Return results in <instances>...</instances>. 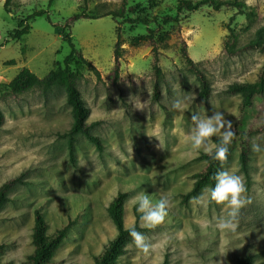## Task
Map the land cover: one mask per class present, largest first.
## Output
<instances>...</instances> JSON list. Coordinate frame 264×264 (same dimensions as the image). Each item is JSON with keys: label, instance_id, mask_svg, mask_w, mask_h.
I'll return each mask as SVG.
<instances>
[{"label": "rangeland", "instance_id": "1", "mask_svg": "<svg viewBox=\"0 0 264 264\" xmlns=\"http://www.w3.org/2000/svg\"><path fill=\"white\" fill-rule=\"evenodd\" d=\"M121 1L10 0L4 8L5 0H0V44H4L0 47V186L13 178L23 182L10 187L8 201L0 208V261L21 264L32 252L34 212L39 211L49 233L62 227L67 230L54 260L92 264L116 234L107 209L117 193L124 192V227L135 222L152 248L142 253L130 246V238L117 264H237L239 257L248 255L252 264H264V152L251 150L247 177L240 170L237 153L223 167L243 177L250 201L239 212L236 230L226 232L215 226V218L227 211L223 205L198 204L187 196L192 175L205 161L200 157L203 152H193L186 144L193 114L210 116L219 110L233 124L240 97L227 93V88L253 83L264 64V54L244 49L264 26V0H241L246 16L204 9L183 15L179 26H165L167 36L158 48L163 81L157 99L152 94V51L145 28L119 25L104 16L106 11H116ZM144 1H130L126 8L138 5L139 9ZM159 1L148 12L172 15L175 0ZM37 12L43 15L28 18ZM72 15L85 16L68 34L99 78L74 60L69 71L78 76L77 88L89 112L86 122L102 149L77 134L70 158L67 138L72 116L63 88L10 97L6 85L23 68L42 79L64 67L70 49L61 30ZM19 22L29 31L13 40L9 34ZM228 26L236 36L230 53L223 50ZM118 27L120 71L112 83ZM180 42L209 80L206 99L200 97V86L180 54ZM185 97L184 103L190 104L187 110L172 108L176 99ZM253 143L264 146V133H255ZM142 190L154 202L161 195L171 197L168 215L153 229L141 226L140 214L131 203Z\"/></svg>", "mask_w": 264, "mask_h": 264}, {"label": "trees", "instance_id": "2", "mask_svg": "<svg viewBox=\"0 0 264 264\" xmlns=\"http://www.w3.org/2000/svg\"><path fill=\"white\" fill-rule=\"evenodd\" d=\"M130 1L133 0H122L116 11H106L104 12V16H110L119 25H139L145 28L147 33L145 36L146 44L152 51V94L155 99L158 98L159 85L163 81V74L159 67L158 48L167 36V33L163 30L165 26H179L183 15L193 14L204 9H209L211 12L230 10L236 15H247L246 6L241 0H175L173 14H165L163 16L148 12L160 5L159 0H145L144 5H141L142 7L139 9L138 5L126 8L127 3ZM9 2L10 0H5L4 8L7 7ZM41 15H43V12H37L28 18L33 19ZM82 18H85V16L72 15L65 20L62 26V38L70 49L69 54L63 60V68H57L49 72L42 79L37 78L28 69L23 68L6 85L7 95L10 97H17L30 90H39L42 93H46L53 87L63 88L66 101L71 107L72 116V123L67 138L70 158L73 154L74 136L77 134L84 137L98 150L102 149L100 139L90 133V126L86 122L89 112L77 88L78 76L69 71V65L74 60L89 67L94 75L99 78L97 70L83 58L80 50L75 48L68 34L71 26ZM229 21H232V17H230ZM227 30L228 35L223 40V50L230 53L236 42V36L229 26ZM28 31L29 27L24 22H19L17 29L9 34V38L18 40L28 34ZM115 34L113 66L110 71L112 83L117 81L120 71L119 60L121 58L122 37L119 27L116 28ZM3 45L0 44V47ZM186 49V45L180 42V54L189 72L195 77L200 86V97L206 99L210 92L209 80L200 68V64L194 63L188 57ZM244 49L256 50L264 54V26L256 31L254 39L244 46ZM227 93L240 97V102L232 124V130L235 132V136L229 145L227 158L223 161H218L201 153L200 157L204 159L205 163L197 173L192 175L193 183L190 191L187 193L188 197H195L204 188L214 185L213 175L223 169L233 153H237L240 170L247 177L249 162L251 161V139L255 133H264V64L260 67L257 78L253 83L231 84L227 88ZM1 119L0 114V121ZM212 140L213 142H218L216 137H213ZM15 182L23 183L19 178H13L0 186V208L4 202L8 201L7 192ZM126 197V193L119 192L109 204L107 211L115 226L116 234L102 247L99 254L94 257L92 264H117L119 257L124 254L125 247L130 239L129 233L123 224V204ZM66 231V228L62 227L49 233L48 223L44 216L39 211H35L31 233L33 250L21 264H59L54 260V253L66 237ZM2 251L3 244H0V255ZM236 262L237 264H252V257L249 255L239 257ZM0 264L11 263L0 261ZM162 264H166V262Z\"/></svg>", "mask_w": 264, "mask_h": 264}, {"label": "clouds", "instance_id": "3", "mask_svg": "<svg viewBox=\"0 0 264 264\" xmlns=\"http://www.w3.org/2000/svg\"><path fill=\"white\" fill-rule=\"evenodd\" d=\"M183 99H176L172 103L173 109L187 110L190 104L184 103ZM192 124L186 134V144L193 152L204 154L213 160L223 161L227 158L229 145L235 136L232 130V122L225 119V113L219 110L213 111L209 116L193 114ZM216 137L218 142H213ZM251 150L254 153L264 152V146L253 143ZM212 179L214 185L208 187L205 193L193 197L198 204L215 202L223 205L227 211L222 216L215 218V226L219 230L234 232L237 228V218L242 207L250 203L246 195L244 179L234 171L219 170ZM135 211L139 213L142 227L153 229L164 222L171 207V197L167 194L161 195L155 202L150 195L143 190L138 192L131 200ZM131 238V245L142 253H149L152 244L141 231L137 230L135 222L130 223L126 229Z\"/></svg>", "mask_w": 264, "mask_h": 264}]
</instances>
